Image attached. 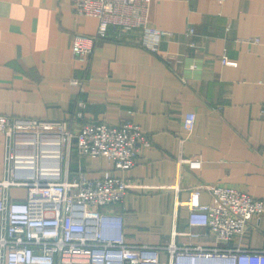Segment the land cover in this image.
I'll return each mask as SVG.
<instances>
[{
    "label": "crops",
    "instance_id": "obj_1",
    "mask_svg": "<svg viewBox=\"0 0 264 264\" xmlns=\"http://www.w3.org/2000/svg\"><path fill=\"white\" fill-rule=\"evenodd\" d=\"M149 22L171 32L156 51L141 44L140 30L110 25L80 62L72 34L92 36L96 17L75 13L72 0H0V114L72 118L75 131L82 122L130 118L147 133L150 145L126 170L74 146L61 161L69 176L110 169L132 184L123 201L103 208L122 212L127 243L264 248V210L223 241L210 228L191 226L183 204L195 187L202 202L215 203L204 187L210 184L264 200V0H151ZM73 76L84 79L82 88L70 83ZM79 97L86 106L76 118ZM189 111L196 123L187 132ZM6 143L0 131V178ZM195 155L199 169L179 160ZM160 260L166 263V251Z\"/></svg>",
    "mask_w": 264,
    "mask_h": 264
},
{
    "label": "built area",
    "instance_id": "obj_2",
    "mask_svg": "<svg viewBox=\"0 0 264 264\" xmlns=\"http://www.w3.org/2000/svg\"><path fill=\"white\" fill-rule=\"evenodd\" d=\"M150 4L151 0H72L75 13L98 20L92 36L72 34L73 57L86 59L110 25L140 30L141 44L156 51L159 40L171 32L150 24ZM193 32V27L186 30ZM222 61L235 64L226 56ZM70 83L82 88L84 79L73 76ZM85 106L86 100L77 98L76 118L83 116ZM72 120L0 114V131L7 142L0 178V264H161L165 251V264H264V248L127 243L122 212L103 208L123 201L132 184L110 169L95 177L81 170L69 176L61 161L74 146L80 155L103 156L114 168L126 170L135 164L139 150L150 145L147 133L130 118L115 125L82 122L76 131ZM195 123L196 114L186 112L183 129L190 132ZM179 160L190 169L201 168L198 155ZM204 187L215 203L202 202L199 188L191 189L183 202L188 223L210 228L223 241L244 232L264 210V200L245 191L219 184Z\"/></svg>",
    "mask_w": 264,
    "mask_h": 264
}]
</instances>
